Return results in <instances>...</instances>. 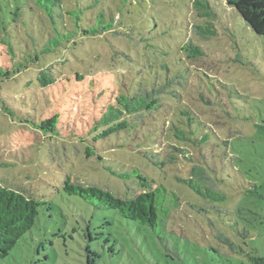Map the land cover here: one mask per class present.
Here are the masks:
<instances>
[{
    "label": "rangeland",
    "instance_id": "rangeland-1",
    "mask_svg": "<svg viewBox=\"0 0 264 264\" xmlns=\"http://www.w3.org/2000/svg\"><path fill=\"white\" fill-rule=\"evenodd\" d=\"M75 1L89 16L104 12L109 22L111 15L124 35H80L76 46L55 57L62 74H83L81 83L64 80L53 90L17 79L1 86L0 184L40 205L32 228L0 264H251L249 255L264 256V37L222 0H200L202 17L191 9L193 0ZM20 2L0 0V13ZM21 20L37 35L28 14ZM189 23L208 27V34L188 33ZM189 37L202 56L180 51ZM3 52L0 46V57ZM166 67L183 102L167 100L170 107L178 113L187 105L194 114L187 140H172L181 150L174 162L159 166L145 155L162 158L171 143V115L163 108L98 140L86 157L94 136L89 125L100 107L156 73L160 81ZM55 111L62 124L49 137L32 121ZM190 165L195 189L179 180L189 178ZM135 169L180 199L174 217L156 232L64 190L69 177L121 196L127 187L138 189ZM216 232L242 251L220 242Z\"/></svg>",
    "mask_w": 264,
    "mask_h": 264
},
{
    "label": "trees",
    "instance_id": "trees-1",
    "mask_svg": "<svg viewBox=\"0 0 264 264\" xmlns=\"http://www.w3.org/2000/svg\"><path fill=\"white\" fill-rule=\"evenodd\" d=\"M222 1L240 16L256 36L264 37V0ZM18 4L15 7H9L8 13H0V46L4 50L3 56L0 57V90L6 81L17 79L25 81L27 85L32 83L41 89L53 90H58L64 80L68 83L72 81L81 83L85 76L78 73L62 74L56 67L55 57L67 52L72 46H76L79 42L78 36L79 38L81 36L96 38L104 36L107 32L116 36L124 35L123 32L114 29L111 15H109V22L105 21L104 12H99L95 17L93 14L89 16L86 14L88 7L84 10L80 7L75 9L77 1L73 3V0H22ZM204 7L205 5L200 0L191 2V9L196 10L200 17L205 16V12H201V8ZM24 13L31 18L37 34L33 32V35L39 36L38 38L29 33L27 22L21 20ZM8 15L12 17L8 18ZM82 18L87 26L83 27ZM20 23L25 27L30 45L34 46L32 50L24 40V35H21ZM6 25L9 28L13 26L14 29H9ZM201 31L208 34V27L188 24V33L197 34ZM16 32L20 36L16 37L14 35ZM13 39L18 40L14 42ZM39 46L41 47L37 49ZM180 51L185 52L191 58L203 54L201 46L196 44L191 37L184 41ZM121 54L127 58V55ZM161 68L165 66L161 65ZM175 78L176 76H171L169 68L166 67L165 77L160 81L156 73L151 82L139 83L138 87L130 91L125 89L121 94H114L112 99L103 104L100 107L101 111L92 118L93 122L89 125V132H94V136L92 143L85 149V156L90 157L93 154L92 151L96 150L95 143L98 140L125 132L133 121L163 108L171 115V121L167 126L171 143L166 144L167 153L163 154L162 158L158 152L145 153V155L155 165L173 163L176 159L175 153L181 150L173 144L172 140L177 138L187 140V134L190 133V122L194 115L187 105L183 106L184 108L178 113L170 107L167 100L175 102V99H178L180 104L183 103L182 96L173 89ZM1 109L5 112L9 111V108L5 106ZM61 117V114L55 111L48 116L41 117L38 123L36 121L32 123L43 134L51 137L57 134V126L62 124ZM86 123L89 124V122ZM182 155L188 161L191 160L184 153ZM194 171L195 166L190 165L189 178L179 179L191 189H195V182L192 178ZM132 174L137 179L138 189L127 187V191L121 196H115L108 190L95 185L84 186L73 183L69 177L64 180V190L97 207L103 206L115 210L124 219L146 225L156 232L158 228H163L166 220L174 217L180 205V199L174 192H169L163 184H156L152 178L142 174L140 170L135 169ZM39 205L38 201L25 193L0 184V261L32 228L38 215ZM215 237L231 250L242 251L240 246L223 234L216 232ZM92 255L96 257L95 253ZM248 259L251 264H264V256L249 255ZM88 264H91L90 261Z\"/></svg>",
    "mask_w": 264,
    "mask_h": 264
}]
</instances>
